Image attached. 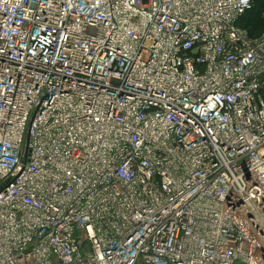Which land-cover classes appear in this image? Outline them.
<instances>
[{"label": "built area", "instance_id": "obj_1", "mask_svg": "<svg viewBox=\"0 0 264 264\" xmlns=\"http://www.w3.org/2000/svg\"><path fill=\"white\" fill-rule=\"evenodd\" d=\"M254 0H0V264H264Z\"/></svg>", "mask_w": 264, "mask_h": 264}, {"label": "trees", "instance_id": "obj_2", "mask_svg": "<svg viewBox=\"0 0 264 264\" xmlns=\"http://www.w3.org/2000/svg\"><path fill=\"white\" fill-rule=\"evenodd\" d=\"M241 25L252 36H259L264 32V0H254V7L242 18Z\"/></svg>", "mask_w": 264, "mask_h": 264}]
</instances>
